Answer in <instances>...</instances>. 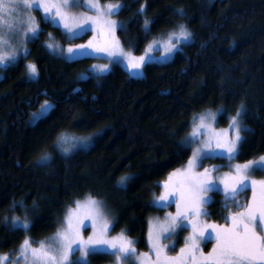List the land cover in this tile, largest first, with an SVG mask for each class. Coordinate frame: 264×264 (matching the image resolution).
Here are the masks:
<instances>
[{"label": "trees", "instance_id": "trees-1", "mask_svg": "<svg viewBox=\"0 0 264 264\" xmlns=\"http://www.w3.org/2000/svg\"><path fill=\"white\" fill-rule=\"evenodd\" d=\"M120 3L117 35L132 53L144 52L181 24L192 40L171 61L145 64L142 77L114 64L107 74L84 78L97 59L69 61L50 51L45 42L51 37L64 45L71 41L37 12L39 35L0 78V254H17L26 238L38 245L86 197L106 203L114 216L113 233L123 232L137 251H148L150 220L164 211L155 205V195L169 173L188 164L193 147L185 139L203 112L222 110L219 123L225 126L243 104L247 130L232 160L264 156V0ZM28 63L37 67L35 78ZM46 100L53 107L32 123V113ZM64 134L88 138L89 146L64 152ZM228 163L205 158L199 170L215 175ZM240 190L247 194L245 187ZM205 195L211 201L202 215L226 223L223 192L217 188ZM13 215L21 220L26 215L27 230L11 229ZM112 261L107 253H95L87 264Z\"/></svg>", "mask_w": 264, "mask_h": 264}, {"label": "snow or ice", "instance_id": "snow-or-ice-1", "mask_svg": "<svg viewBox=\"0 0 264 264\" xmlns=\"http://www.w3.org/2000/svg\"><path fill=\"white\" fill-rule=\"evenodd\" d=\"M81 6L87 7L89 12L67 11L71 7ZM33 7L42 9L45 14L55 9V15L70 32L84 30L89 26V21L99 28L100 34L104 37L101 43H93L90 39L87 44H69L65 50L69 56L82 55L88 48H92L97 52L107 53L110 58L114 55L124 56L131 69L141 68L145 57L126 53L114 35L117 21L111 17L124 7L120 0L104 4H101L99 0H59V2L57 0H0V24L9 17L15 23L20 18L18 13H26L25 32L31 31L33 35L38 34V25L29 11ZM143 7L141 5V10ZM144 23L147 26L150 21L146 19ZM177 34L184 39L191 36L183 24L179 25L178 33L171 35ZM49 36L51 37V34ZM48 47L56 49L59 46L49 43ZM174 47V44L168 43L165 51L170 52ZM148 50H151V45ZM5 56L6 54L0 53V65L7 66ZM98 67L105 69L108 65L102 64ZM27 69L32 75L37 72V67L33 63H28ZM48 106V102L45 101L41 105L40 112L35 115L40 116L47 111ZM243 111L244 106L241 104L236 109V114L230 117L229 129H212L203 115L199 117L200 123L194 125L191 136L195 138L197 131H201L204 138L193 149V155L189 157L188 166L183 172L169 173V180L164 182L165 190L157 197L159 200H167L170 192H178L180 200L177 201L176 214L168 220L169 227H160L156 233V239H153L150 230L149 238L156 257L154 260L150 258L149 253L137 254L134 242L123 233L114 237L106 235L109 220L101 207V202L94 197H89L83 204L76 201L77 208L69 210L64 225L57 230L51 242L39 241L36 242L38 246H33L32 241L26 238L16 251L22 254L21 258L24 259L25 264H87L86 257L89 253L96 252H107L115 258L116 264H264V179L257 181L247 174L254 167L264 170V156H260L257 160L245 161L243 164H229L227 167L232 171L225 172L220 177L214 176L208 168L195 171L200 161L210 158L217 150H222L229 160L234 158L237 146L243 139L242 132L247 130L242 127L239 120ZM205 132L207 135H204ZM191 142L186 138L185 143ZM64 150L67 151V149ZM41 159L46 160L47 157ZM126 179L128 177H122L121 181ZM217 180L223 185L224 207L227 208L228 201L232 200L238 210L228 212L227 218L231 220V224L216 225L205 221L202 225L199 217L202 214L207 215L203 205L211 201V197H207L205 193L219 187ZM249 180L252 185V197L246 205L241 206L235 202L234 198ZM185 213L192 217L190 221L192 234L186 238L184 247L178 253L168 255L164 246L157 242L159 233L168 231L169 228H174L177 223L182 222L185 219ZM81 215L90 216L93 220L94 230L86 239L79 232ZM8 219L6 216L5 220ZM21 226L25 230L29 227L26 215L23 220L13 215L11 229L15 230ZM204 228H212L216 233V243L206 254L199 249V240L204 235ZM77 251L80 256L72 260L71 257ZM9 259V254H0V264H6Z\"/></svg>", "mask_w": 264, "mask_h": 264}, {"label": "rangeland", "instance_id": "rangeland-1", "mask_svg": "<svg viewBox=\"0 0 264 264\" xmlns=\"http://www.w3.org/2000/svg\"><path fill=\"white\" fill-rule=\"evenodd\" d=\"M57 2H59V0H57ZM99 2L101 4H104L106 2H113V1L99 0ZM113 3H115V2H113ZM29 11H30L31 15L35 18L36 24L38 25L39 30H38V34H36V35H33L31 33V31L25 32V28L27 27L26 13L25 14L18 13L17 15L20 18L15 23L13 22V19L11 17H9L2 24H0V38H2V39H0V53L6 54L5 59L7 61V66H9L10 64L17 61L20 56H25L27 54V51H28V45H27L28 42L31 39L36 38L39 35V32L41 31V25H40V18L38 16L37 12H39L41 14L42 19H44L46 21H50L53 26L60 28L63 31V33L65 34V36L67 37V39L71 41V43H69V44H72V45L87 44L90 39L93 41V43H101L104 39V37L100 34L99 28L97 26L93 25L91 23V21L88 22L89 26L87 28H85L84 30H73L70 32L68 29H66L64 27L63 23L60 22V18L55 15V9H53L51 12H49L47 14H45L42 9H38L37 7H33ZM67 11L74 12V13H80V12H89V9L87 7L81 6V7H71L69 9H67ZM118 12L114 13L111 17L113 20L117 21V26L115 27L114 35L119 40L120 46L123 48V50L126 53H131V55H133V56H144L145 57V60H144L143 64L141 65L140 69L129 68L128 64H127V60L125 59L124 56L114 55L110 58L107 53L97 52L92 48H88L84 52V54H82V55L69 56L67 54V52L65 51L69 44L64 45V44L60 43L59 41H54V39L52 37L49 40H47L45 42V44L47 47H48L49 43H55L56 45H58L59 47L56 49H52L49 47L48 48L50 51H52L56 55H61L69 61L84 58V57L96 58L97 60L92 64V66L89 69V72L85 73L83 75L84 78H87L89 76H98V75L107 74L112 69L114 64H118L121 67H123L131 76L142 77L144 75L143 67L145 66V64H147V63L163 64V63L171 61L173 59L175 53L182 49V47H183L182 44L190 42L192 40V35L188 39H184L183 37H180L178 34L177 35H171L172 33H178L179 28H177V29L171 30L169 33H167V35L164 38L151 41L148 44V46L146 47L144 52H142L140 54H134L131 51L127 50L122 45V43H121V41L117 35V30H118L119 25H120V23L118 21V17H117ZM90 14L94 15L95 13H90ZM183 25L185 26L186 30L189 33H191L190 30L188 29V27L185 24H183ZM168 43L175 45V47L170 52L165 51V46ZM149 45H151L150 51L148 50ZM102 64H106V65H108V67L105 69H100L98 66L102 65ZM7 66L0 65V78H1V75L3 73V70ZM36 74H37V72H36ZM36 74L32 75V77L35 78ZM47 102L49 105L47 108V111L42 113L40 116H36L35 114L40 112V109H41V107H40L37 111L32 113V116H31L32 123H36V121H38L39 118H41V117H43L49 113V111L53 107L54 103L51 101H47ZM222 113H223L222 110H219L217 112L206 111V112H203V113L199 114L198 116H196V119H195V121L192 125V128H191V131L189 132V135L187 136V139L191 140L192 142L190 144H188V143H186V144L191 145L193 147V149H195L197 147V145L200 143V141L204 138V136L201 134V131H197L195 138H193L191 136V134L193 132L194 125L200 123L199 117L201 115H203L205 117L206 123H208L212 129H216V130L229 129V126L231 123L230 119H229V122L227 123V125H225V126H222L219 123V117L222 115ZM239 120H240V123L242 125L241 116L239 117ZM242 127H243V125H242ZM229 134H231L230 131H229ZM204 135H207V133L205 132ZM242 136H243V134H242ZM61 138H62L61 139V144H62L61 149L64 152H74L75 149H78L81 147L82 148L87 147V146H89V143H90L89 142L90 139H88V138H77L76 136L70 135V134H64L61 136ZM240 143H241V141L239 142V144L237 146V153L235 154L234 158L236 157V155L239 152ZM64 149H67V151H65ZM213 157L226 158L227 160H229L227 158V156L222 153V150H217L214 154H212L210 156V158H213ZM257 159L258 158L253 159V160H257ZM200 163H201V161L196 166L195 171H200L199 170ZM235 163H238V162H235L233 160H229V163L227 165L235 164ZM243 163H240V164H243ZM187 166H188V164L185 165L183 168L176 170L174 173L183 172V170ZM229 171H232V169L227 167V169H222V170L218 171L214 176L220 177V176H222L223 173L229 172ZM247 174L252 179H255L257 181L264 179V170H261L259 167H254ZM173 179H175V177ZM168 180H169V176L163 182H161V186H160L161 191L158 192V194H156L155 198H154L155 205H157L158 207H160L164 211L162 213H160V215L153 216L150 220L148 234H147V241H148L149 250L146 252L137 251V254L149 253L150 258L153 260L156 257H155V250L153 249L152 241L149 238L150 230L152 232L153 239H156V233L159 231L160 227H169L168 220H170L172 218V216H174L176 214V212H177V201L180 200V195L178 192H170L167 200L157 199V197L160 196L161 192H163L165 190L164 182L168 181ZM217 184L219 185V187H218L219 190L221 192H223V185L220 183L219 180H217ZM245 188L248 189L246 191L248 195L245 192L242 193V191L239 190L237 195L234 198L235 202L241 206L246 205L252 197V185H251L250 180L247 182ZM88 198L89 197H86V198L80 200V202L83 204V202L86 201ZM97 200L101 202V207H102L105 215L107 216V218L109 220L106 235L108 237H114V236H118L121 233H123V232L113 233L112 227H113V222H114V216L112 215V212L109 210V208L107 207L106 203L103 200H99V199H97ZM229 203H231V205L230 206L228 205V207L226 208V211H227L226 215L227 216H228L229 211L234 212V211L238 210L236 208V204L233 203L232 200H229ZM76 208H77V204H75L74 206L70 207L67 210V212L65 213V215L63 217L62 224L60 225L59 228H61L64 225L65 217L68 214L69 210L70 209H76ZM191 220H192V217L187 216V214L185 213V219H183L182 222L177 223L174 228H169L168 231L159 233V237H158L157 242L160 245L164 246V250L167 252L168 255H175L176 253H178L180 251V249L182 247H184V245L186 243V238H188L192 234V231H193L192 227H191V223H190ZM199 220H200L202 225H203V222H205V221L209 224H216V225L231 224L230 219H228V221H226V223H216V222L208 219L207 216H203V215H200ZM78 227H79L80 235L86 239L88 237V235L90 233H92L94 230L92 218L90 216H87V215H81ZM57 230L43 241L51 242V238L55 236ZM215 235H216V233L212 228H204V235L199 240V249L201 251H203L205 254L210 252L212 250L213 245L216 243ZM179 241L182 242L181 245H180ZM206 243H209V247L207 249L204 248V245ZM33 246H38V245H33ZM73 247L75 248V245H73ZM134 247L136 248V245H134ZM96 253H107V252H96ZM92 254H95V253H89V255L86 257L87 263L90 261ZM21 256H22L21 253H17L15 255H9L10 259L6 262V264H25V261H24V259L21 258ZM79 256H80V253L77 251L71 257V259L75 260ZM106 264H116L115 258L113 257V261L110 263H106Z\"/></svg>", "mask_w": 264, "mask_h": 264}]
</instances>
